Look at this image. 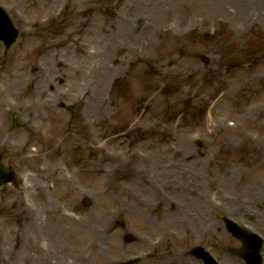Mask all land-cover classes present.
<instances>
[{
	"label": "rangeland",
	"instance_id": "1",
	"mask_svg": "<svg viewBox=\"0 0 264 264\" xmlns=\"http://www.w3.org/2000/svg\"><path fill=\"white\" fill-rule=\"evenodd\" d=\"M224 5L0 0L20 32L0 43V165L19 181L0 188V264L51 249L97 264L116 221L119 249L140 250L121 235L178 228L158 203L212 207L222 243V216L264 234V23Z\"/></svg>",
	"mask_w": 264,
	"mask_h": 264
},
{
	"label": "flooded vegetation",
	"instance_id": "2",
	"mask_svg": "<svg viewBox=\"0 0 264 264\" xmlns=\"http://www.w3.org/2000/svg\"><path fill=\"white\" fill-rule=\"evenodd\" d=\"M178 242L183 243L181 239ZM193 242H195V244H193ZM213 242V235H193L191 240H186V248H184L182 244L174 243L165 246L163 250H158L154 254L149 251L150 253H148L144 257L143 264H151V259H153L154 264H204L200 258L194 255L192 256L190 254L191 249L194 246H201L207 253L212 256L214 254ZM227 250L228 252L222 258L224 264H246L240 257V246H232ZM111 252L112 254L110 255V259H106L101 264H123L126 262V260H123L121 262L120 260H118V256L116 254H113V252L118 253V250L115 249L114 246H112Z\"/></svg>",
	"mask_w": 264,
	"mask_h": 264
},
{
	"label": "bare ground",
	"instance_id": "3",
	"mask_svg": "<svg viewBox=\"0 0 264 264\" xmlns=\"http://www.w3.org/2000/svg\"><path fill=\"white\" fill-rule=\"evenodd\" d=\"M223 3H225V5L223 6V8L225 9V12H226V7H228L229 9L232 8L233 12L235 13V16L237 19L238 18V13L241 14L242 11H246V10H253L254 8L257 10V12L259 11V19L262 20V22L264 23V0H221ZM103 68V67H102ZM101 68V69H102ZM103 71L102 70V74H103ZM16 83V82H20V80L18 79H14L13 83ZM22 82V81H21ZM20 82V83H21ZM100 87L102 88V80H100V83H99ZM2 91V80L0 81V92ZM40 97V95H39ZM26 228L25 230L29 231L28 229H30V227L32 229H37V230H41V224L40 223H37L36 221H31L29 224H26ZM49 233L52 235V236H55L57 235L58 233L55 231V230H52L51 228H49ZM14 233V234H17V230L16 228H11L10 229V234ZM27 238H24L22 240V245H25L26 248H28L29 250H36V247L32 244V240H29L28 239V235L26 236ZM7 246V245H6ZM4 247H2L3 249ZM6 251H4L5 253ZM3 253V254H4Z\"/></svg>",
	"mask_w": 264,
	"mask_h": 264
},
{
	"label": "water",
	"instance_id": "4",
	"mask_svg": "<svg viewBox=\"0 0 264 264\" xmlns=\"http://www.w3.org/2000/svg\"><path fill=\"white\" fill-rule=\"evenodd\" d=\"M17 36L16 31L12 28L7 17L0 12V37L4 40L5 45L9 46Z\"/></svg>",
	"mask_w": 264,
	"mask_h": 264
}]
</instances>
